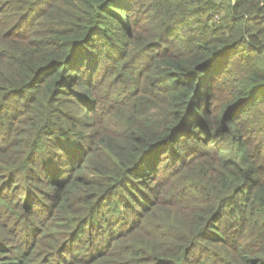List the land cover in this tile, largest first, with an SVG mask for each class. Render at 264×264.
<instances>
[{
	"label": "trees",
	"instance_id": "16d2710c",
	"mask_svg": "<svg viewBox=\"0 0 264 264\" xmlns=\"http://www.w3.org/2000/svg\"><path fill=\"white\" fill-rule=\"evenodd\" d=\"M0 264H264V0H0Z\"/></svg>",
	"mask_w": 264,
	"mask_h": 264
}]
</instances>
